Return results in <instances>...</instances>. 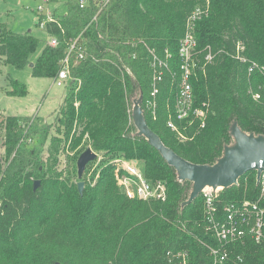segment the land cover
I'll list each match as a JSON object with an SVG mask.
<instances>
[{
	"label": "trees",
	"instance_id": "trees-1",
	"mask_svg": "<svg viewBox=\"0 0 264 264\" xmlns=\"http://www.w3.org/2000/svg\"><path fill=\"white\" fill-rule=\"evenodd\" d=\"M201 7L206 14L195 25L197 66L190 83L195 107L207 104L208 112L204 128L198 119L176 122L186 137L181 141L167 122L175 113L182 80L181 40L189 17ZM44 23L58 44H47L32 75L56 79L70 45L77 42L84 59H78V51L70 54V87L59 122L72 149L82 146L81 154L91 148L105 158L98 180L81 196L78 185L54 175L53 159L43 157L50 127L31 116L5 119L0 264H180L179 254H186L189 264H212L210 247L218 243L208 231L204 195L182 206L192 183L180 182L175 169L135 134L131 108L143 96L149 127L195 164L213 165L222 157L234 143L235 122L247 134L264 135V0H88L85 8L67 0L65 14L47 22L41 18L38 25ZM0 30L5 64L19 70L30 65L40 40L32 33ZM239 42L259 65L251 75L234 58ZM208 48L215 55L211 63L205 60ZM154 56L161 62L156 69ZM161 71L154 115L147 102ZM9 86L10 96H27L23 82L12 78ZM254 94L261 100H254ZM116 158L135 160L148 181L164 182L167 200L130 199L117 178L122 173L112 164ZM36 181L41 182L37 190ZM216 198L220 211L245 201H260L264 207L255 171L219 190ZM229 250L224 264H264V241L247 238Z\"/></svg>",
	"mask_w": 264,
	"mask_h": 264
},
{
	"label": "built area",
	"instance_id": "built-area-1",
	"mask_svg": "<svg viewBox=\"0 0 264 264\" xmlns=\"http://www.w3.org/2000/svg\"><path fill=\"white\" fill-rule=\"evenodd\" d=\"M77 2L81 8H85L88 0H77ZM39 10L42 11L43 8L40 7ZM204 14L206 13L202 8H197L193 11L188 19L186 33L181 40L179 49V55L182 59V80L176 99L175 113L173 116H170L167 126L175 133L181 135V141L186 140V137L179 130L176 122L187 121L191 124L194 119H198L202 121V128H204L205 118L208 112L207 104H203L201 107H195L193 88L190 83L192 70L197 66L194 59L197 53V41L194 34L195 25ZM44 25L45 23L41 27L44 28ZM57 44L58 42L55 38L50 39V46H57ZM74 51H78L79 60L84 59V52L81 49H77V42H73L70 45L68 56L62 62L63 68L55 80V85L58 87L66 86L71 80L69 75V58L70 54ZM245 52L246 46L242 42H239L236 45L234 58L239 63L248 66V73L251 75L259 65L251 61ZM214 57L215 55L212 50L208 48V53L205 57L206 62L211 63ZM158 64H161V62L154 56L152 67L156 69ZM164 67H167V64ZM162 78V71L156 72L151 99L147 102L148 108L153 111L154 115L157 107L156 98L159 94V89L156 87V84L161 82ZM253 98L254 100H261V95L254 94ZM138 165L136 161L125 162L124 168L122 169L123 173L121 175L118 174L120 176L119 178L117 177L119 184L124 188L127 196L130 199L165 202L168 198L166 184L162 181H148ZM258 185H261V192L264 195V173ZM218 192L212 189H206L202 193L205 198L208 231L218 243L217 247H210V255L213 258L212 264H224L231 253L229 247L236 243L244 242L247 238L254 240L256 243L264 241V207L261 206L260 201H245L242 204L230 203L225 205L223 210L220 211L216 205ZM176 259L180 264H189L186 254H179ZM238 259L242 261L240 257Z\"/></svg>",
	"mask_w": 264,
	"mask_h": 264
},
{
	"label": "rangeland",
	"instance_id": "rangeland-1",
	"mask_svg": "<svg viewBox=\"0 0 264 264\" xmlns=\"http://www.w3.org/2000/svg\"><path fill=\"white\" fill-rule=\"evenodd\" d=\"M66 2L67 0H0V26L21 35L32 33L40 40L38 50L30 56V65L24 69L19 70L12 65H6L5 61L0 58V158H3L5 154V119L8 116L38 118L50 127V136L45 144L43 157L45 160L53 159L54 175L76 185L83 181L86 187L94 185L98 180L105 158L104 154L97 153V159L87 166L84 176L80 180L77 163L81 154L88 148L81 154L78 151L82 146L75 150L72 149L70 138L67 139L65 128L59 122L63 118L60 111L70 86L67 84L64 87H58L55 85L56 79L34 77L31 67L50 41L44 28L38 25L39 20L42 18L47 22L51 19L61 18L65 14ZM40 7L43 8L42 11L39 10ZM205 9L208 12L209 8ZM12 78L27 85L26 97L9 95ZM133 107L131 108L132 113ZM129 123H133L132 116H130ZM86 138L87 136L84 140ZM181 139L182 137L178 133L177 140ZM129 161L124 158H116L112 164L116 166V172L123 173L124 163ZM138 166L142 169V164L139 163Z\"/></svg>",
	"mask_w": 264,
	"mask_h": 264
},
{
	"label": "water",
	"instance_id": "water-1",
	"mask_svg": "<svg viewBox=\"0 0 264 264\" xmlns=\"http://www.w3.org/2000/svg\"><path fill=\"white\" fill-rule=\"evenodd\" d=\"M1 33V30H0ZM34 65H31L33 67ZM143 96L134 101L132 119L137 135L145 138L155 148L167 164L173 167L180 182L192 183V192L182 206L193 203L206 189L219 191L238 185L239 179L248 172L257 173V184L264 173V135L247 134L235 122L231 126L234 143L225 147L223 155L213 165H201L187 161L167 147L160 136L148 125L142 108ZM98 155L88 148L81 154L78 166V178L82 180L87 166L97 159ZM41 185L36 181L34 188ZM85 182L78 183L80 195H83Z\"/></svg>",
	"mask_w": 264,
	"mask_h": 264
}]
</instances>
